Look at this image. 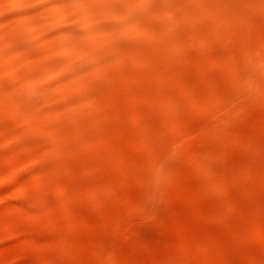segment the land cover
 Listing matches in <instances>:
<instances>
[{
	"label": "clouds",
	"instance_id": "clouds-1",
	"mask_svg": "<svg viewBox=\"0 0 264 264\" xmlns=\"http://www.w3.org/2000/svg\"><path fill=\"white\" fill-rule=\"evenodd\" d=\"M220 74L234 102L189 135L216 111ZM157 122L164 139L151 132ZM237 131L254 132L255 147L231 185L238 198L211 220L222 234L153 264H264V0H0V151L23 145L0 169V188L44 170L0 196V264H121L113 214L133 156L153 152L166 189L194 139ZM53 134L54 144H29ZM47 185L53 199L77 190L40 216L10 206ZM37 230L54 235L6 246ZM86 234L104 243L86 250Z\"/></svg>",
	"mask_w": 264,
	"mask_h": 264
},
{
	"label": "rangeland",
	"instance_id": "rangeland-1",
	"mask_svg": "<svg viewBox=\"0 0 264 264\" xmlns=\"http://www.w3.org/2000/svg\"><path fill=\"white\" fill-rule=\"evenodd\" d=\"M21 15L23 14L14 13L8 19L19 18ZM77 102L79 101L72 103ZM209 102L216 105V111L197 121L189 130V135L217 117L223 119L222 114L234 102L230 76L220 74L215 77ZM68 106L70 105L61 108ZM151 132L160 139L165 138L163 126L159 122L152 125ZM59 139V135L53 134L37 137L29 144L32 148L39 149L45 144H54ZM22 147L23 145H15L0 151V169L12 165L15 155ZM81 147V144H74L64 155L67 157ZM253 147L255 133L251 131H237L215 139H194L179 173L168 183L166 189H162L154 171V153L142 151L133 156L130 165L120 176L123 183L122 205L113 214L114 221L116 218L121 221V229L117 234V257L121 264H153L172 252L182 250L188 244L222 234L224 226L211 223V220L227 203L238 198V193L231 185L245 168L247 153ZM38 173L42 175L44 170L33 168L18 175L0 188V196L28 185ZM76 190L74 187L58 199H53L51 193L54 186H41L28 199L11 201L10 206L20 208L31 216H40L55 208L60 201L70 198ZM176 200L182 202L179 207ZM153 209H156L155 218ZM53 235L37 230L9 241L6 246L26 241L40 244ZM103 243L99 236L92 234H86L82 241L86 250ZM25 264H36L35 258L27 259Z\"/></svg>",
	"mask_w": 264,
	"mask_h": 264
},
{
	"label": "bare ground",
	"instance_id": "bare-ground-1",
	"mask_svg": "<svg viewBox=\"0 0 264 264\" xmlns=\"http://www.w3.org/2000/svg\"><path fill=\"white\" fill-rule=\"evenodd\" d=\"M188 158H190V157H188ZM14 163V162H13ZM13 163H12V165H13ZM42 195V194H41ZM39 212V211H38Z\"/></svg>",
	"mask_w": 264,
	"mask_h": 264
}]
</instances>
